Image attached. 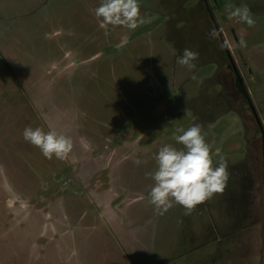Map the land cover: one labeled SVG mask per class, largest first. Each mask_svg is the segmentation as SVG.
<instances>
[{
  "label": "rangeland",
  "instance_id": "obj_1",
  "mask_svg": "<svg viewBox=\"0 0 264 264\" xmlns=\"http://www.w3.org/2000/svg\"><path fill=\"white\" fill-rule=\"evenodd\" d=\"M100 2L0 0V264H264L261 162L251 163L261 194L246 226L234 221L242 204L228 190L246 183L236 112L247 106L225 101L219 86L213 95L221 99L199 97L216 60L225 62L221 41L239 72L251 71L247 83L264 130V0H139L151 22L135 31L100 27ZM227 5H247L255 26L230 20ZM213 23L220 41L209 36ZM186 48L199 53L191 70L177 63ZM151 74L162 82L152 103ZM186 75L202 83L196 78L197 92L188 84L178 95ZM204 104L218 122L206 131L200 124L206 141L232 127L219 150L238 155L227 162V186L212 207L199 204L185 215L174 205L159 215L146 174L156 170L162 146L183 150L172 135ZM26 127L71 137L68 159H46L24 140ZM154 137L168 141L151 149Z\"/></svg>",
  "mask_w": 264,
  "mask_h": 264
},
{
  "label": "clouds",
  "instance_id": "obj_2",
  "mask_svg": "<svg viewBox=\"0 0 264 264\" xmlns=\"http://www.w3.org/2000/svg\"><path fill=\"white\" fill-rule=\"evenodd\" d=\"M226 8L230 20L247 24L248 27L255 26L247 5H227ZM94 15L102 28L122 27L135 31L151 22L150 18L141 15L139 0H101L94 9ZM209 36L215 39L218 36L217 30L212 29ZM239 46L246 47V41L240 40ZM198 58V52L186 48L177 63L191 70L196 67L194 61ZM176 132L182 133L173 138L183 145V150L172 145L162 146L155 156L156 170L146 174L153 181L148 200L159 215L165 214L174 205L182 206L185 215L191 214L197 205L211 199L216 193H223L229 179L228 163L224 157H220L217 166H213L210 147L199 125H193L187 130L178 128ZM23 138L38 148L48 160L53 157L67 160L73 150L71 137L53 129L45 132L40 127H26Z\"/></svg>",
  "mask_w": 264,
  "mask_h": 264
},
{
  "label": "flooded vegetation",
  "instance_id": "obj_3",
  "mask_svg": "<svg viewBox=\"0 0 264 264\" xmlns=\"http://www.w3.org/2000/svg\"><path fill=\"white\" fill-rule=\"evenodd\" d=\"M206 5V2H204ZM206 11L209 13V16L211 17L212 13L211 11L207 8ZM210 19H213L212 17ZM214 29L217 30L218 32V38L220 41V34H219V30L218 27L213 23ZM221 48L222 50H224V55H225V62L223 64H221V60L219 63V60H216V66L218 67V71L216 73H213V76L215 78L216 76V82H214L212 80H207L205 81L207 84V88L208 89H200V98H202L205 103H207L206 101H209L211 99H216L219 100L221 99L219 94L218 96L216 95L214 98L213 95V87L214 86H219L220 88V95L221 97L225 100L230 102L232 101H238L241 102L243 101L247 108L246 109H242L241 107L239 108L240 111H237L236 113L239 116L240 121L243 124V142H244V154L241 156L243 157V162L246 161L244 164V167L246 165L247 169L244 173V179L245 180V184L242 187H240V189L238 190V192H235L234 190L231 191V189L229 190V194H230V200L234 203V202H238V204H242V208H238L237 210L239 212V218L234 219L235 222H238L239 224H243L246 226V221H253L254 219H256L255 217V213L258 211V206H259V202H260V198L257 197V194H261V190L260 189H253V178H256L255 174L252 173V166L251 163L252 161H256L258 163V161L261 162V167H262V175H263V179H264V130H263V126L260 122L257 121L258 117L257 114L255 112V110H253V104L251 101V96H250V90H249V86L247 81H249L250 83V77L252 76L251 71L249 70L248 74L243 75L239 72V69L237 68L234 60L232 59V57L230 56L229 53H227L225 45L223 42H221ZM220 69V72H219ZM223 70L225 71L224 73ZM215 71V70H214ZM246 76V78H245ZM187 75L182 78L180 80V83L178 84V86H176L175 88V92L178 93V95L182 94V90H184L185 86H187L188 84L192 86L193 91H198V86H200L199 83H197V81L201 82L202 78L199 79L194 75H191L188 79H186ZM195 77V78H194ZM197 78V79H196ZM204 78V77H203ZM195 79L197 81H195ZM218 79V80H217ZM253 81V80H252ZM254 81L257 82V84H260L261 81H259V79L255 76L254 77ZM254 82V83H255ZM202 83V82H201ZM216 84V85H215ZM256 84V85H257ZM151 86L153 88V93L151 95V103L155 100L154 96L155 93L158 92L159 90H162V82L159 80L158 76L155 74H151ZM217 97V98H216ZM241 104V103H240ZM242 104V105H243ZM241 106V105H239ZM197 112L199 111V109L202 107L201 111L202 114H196V116L191 117L190 119V124H185V126H182L183 129L187 130L189 127L193 126V125H203L207 126V128H203V131L208 130V128L210 127L211 124H214L217 119H216V115L215 112L210 111V109L208 110L207 105H199V106H195ZM243 116V117H241ZM214 121V122H213ZM206 122V124H205ZM218 122H216L217 124ZM211 131V129L209 130ZM232 132V127H227L225 131H223V133L221 132L218 135L212 134L209 135L210 139L213 138L212 140H205L206 143L209 145L210 150H211V155L213 160L215 161H219L220 157H224L227 162H231L234 160H237L236 155L234 152L231 154H223L222 152L219 153V150H221L224 146L223 144L226 141V138L229 137L231 135ZM256 136V137H255ZM153 137V136H152ZM172 137H174L172 135ZM245 137V138H244ZM216 138V139H214ZM155 139H157L156 137L151 139V143L150 145H148L147 147L151 146V149L153 148V145L155 144V142H157V145H161L165 142H167L168 140H158L156 141ZM258 140H260V150H258L259 152H255L254 149V153H253V146L258 148ZM182 150V149H181ZM257 150V149H256ZM228 156V157H227ZM232 159V160H230ZM239 159V158H238ZM238 161L242 162L241 159H239ZM243 165V164H241ZM254 174V176H253ZM219 193L214 194V196L211 199L206 200L205 202H203L202 204H200L201 206H206V204H211V207L213 206L212 202H215L216 204L219 203ZM210 208V206H209ZM254 218V219H253ZM232 234V233H231ZM214 236H216L215 239H220L221 237H223L224 235H216L214 234ZM233 236V234L231 235ZM225 237V236H224ZM224 239V238H222Z\"/></svg>",
  "mask_w": 264,
  "mask_h": 264
}]
</instances>
